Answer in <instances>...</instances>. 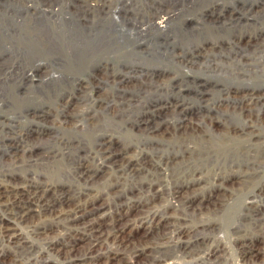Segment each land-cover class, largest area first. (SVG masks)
<instances>
[{
    "label": "rangeland",
    "instance_id": "1",
    "mask_svg": "<svg viewBox=\"0 0 264 264\" xmlns=\"http://www.w3.org/2000/svg\"><path fill=\"white\" fill-rule=\"evenodd\" d=\"M15 1L18 0H0V20L2 22V25L5 18L11 16L14 18L8 19V22L6 21V23L2 27L3 32L9 24H11L12 26L21 24L19 30H11V32L6 31L7 33L9 32V34L11 33V35H15L14 37H8V40L6 38L4 40L0 39V76L5 77L2 76V74L7 72L8 75L13 78V81L8 83L7 85L9 86L6 88H8V90L11 89L14 92L27 91L29 93H42L48 91L47 93L49 95L58 94L60 95L59 98L61 100L62 97H64V102H66L67 100L69 101V99L72 100L69 108L72 106H76L71 104L82 106V103H87L88 101L95 100L96 98H102L104 99V101H111V103L115 102L118 104L122 100H124V98L130 99L134 104L140 102V105L142 104V106L139 105L140 107L136 106L132 108L129 116V123L132 121L134 123L136 120H141L144 117L142 116L143 112L146 111L145 114L147 116L151 113L152 120L150 124H154V122L156 121L160 122L163 119L162 122L166 121V123H168L166 124V127L162 126L160 128L147 129L139 128L136 126L133 127L132 125L130 126V124H127V126H120L116 129H106V133L109 136H112L115 140L119 141V143L125 144L129 153H133L135 155H139V153H141L142 156L147 157H152L154 155V157L158 155L160 156L162 153L163 155H166V153L172 151L175 152L177 151V149L178 153H181V146H177V144L183 143L182 149L184 152L181 153L182 155H187L186 157H191V159L199 162L200 165L207 166H201V170L203 169V171L199 173L201 174V177L198 173L192 174L188 173V171H186L187 174L184 173L186 176H184V174L183 176H181L180 179L182 180V182L190 181L187 185L188 195H191L192 193L194 194L196 191L195 194L202 198V195H205L203 193H206V195H208L210 192H212L210 190H213V192L215 190H218L217 197L210 199L211 201L204 198L202 202L205 203H203L202 207H197L196 209H194L195 213H190L191 215H189L186 220L183 221V224H179L184 231L186 230V234H184L183 236H179V234L177 235L173 232L174 234H169L168 236H165L161 239V242H164L163 250L173 253V260H176L177 262L183 264H196V257L211 249L216 250V254H214L215 256H212L213 263L211 264H238V261L239 263L242 262L241 253L248 247H252V245L254 244V252L249 254V256L253 254L254 257L258 256L257 258H255L257 259V262H260V260L264 261V156H261L257 160L258 162L255 160V166H253V164H251V166H248L244 163L245 159L250 156L255 157L261 150H263L264 140L257 141L256 139H254V137H250V134L241 133L242 128H245L250 123H255L253 116L255 113H257V110L253 113V115L245 116L240 115L234 108V105L237 103V99L235 97H238L239 92H241L240 89H243L245 87H264V76H257L258 78L256 79V75H253L252 77L253 73L250 74L246 71V69L255 68V64H259L264 60V16L255 15V13L259 12L261 9L264 12V4L260 3L262 1V3H264V0H239L241 4L237 6L236 10L231 9L233 8V6H235L232 4L233 0H106V8L100 9L98 10V12L96 11V14L93 15V17L90 16L88 21L85 22V24H88V28L86 27L87 29H85L84 26H80L79 29H81L78 30L82 32L83 29V32L85 33H96L98 35H106L105 33L109 32V35H111L113 39L112 43H104L101 40V42L104 43L102 44L104 47L99 51H92L91 53H89L90 56H88V58L82 60H77L78 57H74L75 53H72L71 51H68L67 48H65V43H63L65 46L62 45L60 40V37L62 35L59 34L58 31L57 33L59 36H57V38H59L57 40L59 41L56 40L57 42L54 46H58L57 49L59 51L55 50V48L52 50V52L45 50L46 47L42 44L39 35L35 37L39 38L40 43L35 41V37L29 35L28 30L31 27H34L36 23H41L47 27L45 19L46 16H44V18L41 17L42 13H40L41 10L38 7L46 8L49 3H52L51 0H29L28 3L30 4V10H24L26 12L23 11V19L17 18L16 21L13 13H10L13 10L11 8V4ZM172 1L173 3H175L173 4ZM257 1L261 5H256L251 13L245 11L247 10L246 8L250 7V2L257 3ZM214 3H216L217 5H213ZM242 3H245L246 6H244ZM40 4L41 6H38ZM148 5L152 6V9L154 7L163 5V8L165 10L169 9L170 12H176L177 10L176 17L167 27L163 29L165 32L163 30L161 31V29L156 28L155 34V32H153L155 28L147 25V18L150 16V9L147 8ZM172 6H174V8ZM242 6H244L245 8H243ZM204 10H207L205 11L207 12V19H204L202 17V12H204ZM212 10H214V13L211 12ZM238 10H240L239 13H236L235 11ZM145 11L146 14L144 13ZM2 15L3 17L5 16V18L2 19ZM57 15L61 17L62 14L58 13ZM36 16L40 17L33 19ZM259 17L261 18L259 19ZM31 19L33 25H31L30 22ZM35 21L38 22L34 24ZM63 21L64 20L58 22L60 23ZM72 21L74 22V20ZM89 21L90 23H88ZM141 27L142 30H140ZM146 28L150 30L148 31ZM15 29L18 28L15 27ZM84 29L87 31H85ZM78 30H73L72 32L81 33ZM40 32L41 36H45L47 34L44 31ZM43 32L45 33V35H43ZM66 32L67 31L63 33ZM150 33H153L154 35H151ZM145 34L147 36H145ZM96 40H98V38H96L95 41ZM250 41L256 42L254 44H251ZM42 45L44 47H42ZM60 49H63V51H61ZM198 50L201 51L199 52ZM205 53L207 57L205 56ZM241 54L244 57L239 58L241 60V62L239 63L238 57ZM191 56H194L192 61L193 63L188 60H183L185 62L180 61L181 57L190 58ZM67 58L69 59L67 60ZM75 61L77 62L75 63ZM245 61L253 63H250V65H246ZM132 63L136 64L137 69H130L129 65ZM230 64L232 65L230 71L235 69V72L237 73L238 71L244 72L245 70V74L242 76H237L236 73L234 75H228ZM111 71H118L119 73L126 71L127 75H136L141 73L142 76H145V74L142 73H146L147 71L151 73L153 71H165L166 73H169L164 81L168 86V89L153 91V94H151V91L147 94L148 96H145V94L142 93L141 90H138L135 87V83L137 82H134L136 76H132L128 79L126 78L124 82H119L116 85L106 79H103L105 74L107 72L111 73ZM148 74L149 73H147V75ZM175 78H178L181 84L183 83L182 90L180 92L177 88H174ZM131 79L133 80L131 81ZM136 79L138 80L139 78L136 77ZM196 80L198 81L196 82ZM199 80H205L207 81V84L205 86L199 85L201 84V82L203 83V81L199 82ZM130 87H132V89ZM227 88L230 89V92L226 91ZM143 98L147 101L145 102ZM51 100L52 98L50 99V101L49 99H46V101H42V99L37 98L32 102L38 106L46 105L50 107L53 106ZM152 100L157 101L156 103H159L158 106L166 102L170 105V107H172L171 105L174 104L173 102L178 103L180 107L183 106L186 113L185 117L187 116V119L189 120L190 118V120L192 121L191 122L189 120L190 124L186 126V129L190 133L187 132L186 134L180 135L182 132H176L171 128L173 127V124L171 125L170 123L174 115L173 113L169 112L160 114L156 112V109L152 110V106H150V109H142L145 104L146 107L149 104H155L151 103ZM123 103L124 102H121L120 105H122ZM127 103L128 102H126V104L124 103V106L129 105ZM216 106H219L220 108L218 110L216 109V112H214L213 109L210 112L214 114V118L211 120L209 118L207 120L204 119L205 122L200 123V113H197V110L201 109V111L206 114L207 107ZM102 114L110 117L105 112H103ZM215 115L218 116L215 117ZM259 115L260 118H257L258 123L261 124L262 128L264 129V110H260ZM0 116L4 117L6 119L5 121H9L11 120V118L13 119L15 115L11 112L0 111ZM30 120L31 118L29 117H22L19 121L20 123H18L21 127H26L28 126V124L30 125ZM52 124V121H44L41 123L39 122L38 124L35 123L37 127H41V129L44 128L43 130L45 134L42 135L40 139L41 141H49L51 138L49 137V135H55L54 130L56 129V127H53ZM193 128L196 129L195 132ZM65 130L64 128L58 129L60 133H62V131L65 133H70L69 130V132L67 131V129ZM175 133H177V137L179 139L175 137ZM86 137L87 136H85V138ZM57 146V144H54V150L58 153L61 147ZM174 146L177 147L175 148ZM232 149H234L235 151ZM245 149H247L248 152ZM215 151H217V153ZM90 152V150L87 151V155H85L83 159H86L85 157H88V160H92L91 157L89 158ZM188 152L193 156L189 155ZM207 152L210 153V155L213 154V156H219L220 154V156H223L225 153H230V155L220 158L217 164L216 161H213L212 158H209L210 155ZM242 155L244 156V158H242ZM226 157H228L229 159ZM10 158H12V156H10L8 153L2 156V160H9ZM232 158L237 160V162L232 167H230L228 163L225 164L224 161L221 160H230ZM65 159L66 158L62 157L57 161L55 160L52 162H57L60 166L62 164L63 170H70L72 168L71 164L67 159ZM52 162L51 164H53ZM252 167L254 168V170ZM169 173H172V170H169ZM217 173H219V175L215 178ZM188 174H192L191 178L193 176L194 179H191L190 175ZM151 175L154 176L155 174H150L149 172L148 177H151ZM114 177V173H112L111 175L110 171H102L96 175L93 182L94 193L97 191L96 195L97 197L100 196V202H104L105 204L104 209L100 213L105 214V216L103 217L106 220L108 219V221L111 218L109 217L111 213L117 210L121 206L120 203L127 199L125 195H122L120 197H117V195H115L117 194L114 193L116 187L112 185L113 183H116V178ZM182 177L186 180H183ZM169 178L167 180L168 183L166 182L168 185L166 186V184H163L166 187L165 189L163 188V190H161L160 197L156 199V202L159 204L157 206L158 208H165L166 205V208H168V205L173 202V199L168 191L169 187H171L173 184V181H171L173 179L172 177L170 179ZM128 181H124L126 188H129V183L131 182ZM215 181H217V183ZM120 182H123V179ZM96 184L98 185L97 187L95 186ZM191 187H193V189ZM259 188H262V191H260L261 189ZM101 191L102 194H100ZM110 194H112L113 196ZM161 205H163V207H161ZM131 212L132 213L129 212V216H127L128 219L129 217H131L130 220L127 221V218V222L124 220V224H122L120 227L122 229L118 233L122 237H132L133 240L138 241L140 239V236L143 235V227L140 225L142 220L140 221V218L144 219V213H138L137 211ZM179 237H181V242L187 245V250L185 253H179V251H177L175 248H173V245H171L172 242L170 239L176 241ZM147 242L148 245H150L153 241L152 239H150ZM255 252L258 253V255L254 254ZM54 260L56 261L55 258Z\"/></svg>",
    "mask_w": 264,
    "mask_h": 264
},
{
    "label": "bare ground",
    "instance_id": "2",
    "mask_svg": "<svg viewBox=\"0 0 264 264\" xmlns=\"http://www.w3.org/2000/svg\"><path fill=\"white\" fill-rule=\"evenodd\" d=\"M18 1H15L12 4L10 3L12 5L11 8L13 9L10 13H13V16H15V21L17 20V18L23 19L24 16L23 13L26 12L27 10H30V4L28 3L29 0H18ZM51 2L52 3L51 4L49 3L46 8L38 7L41 10L38 11L42 13L41 17L44 18V16H46L45 19H46L47 27L41 23L40 24L36 23L38 21H35L34 24L35 23L36 24L34 25V27L30 26L31 30L30 29L28 30L30 36L35 37L39 35L42 44L46 47L45 50L51 52L55 48H56L55 50H58L57 49L58 46H54L55 43L59 41L57 40L59 38V37L57 38V36H59L58 33L62 35L60 37L62 45L63 46L66 45L67 47L65 46V48H67L68 51L75 53L74 57L75 58L78 57L77 60L88 58V56H90L89 53H91L92 51L95 50L99 51L100 49H102L104 47L102 44L104 43H108V44L112 43L113 39L112 36L109 35V32L107 33L105 31L106 35H100V34L98 35L96 33H89V32L85 33L83 32V29L82 32L79 31L81 29V28L79 29L80 26H84L85 29L88 28L87 27L88 24H85V22L88 21L90 16L93 17V15L96 14V11L98 12V10L106 8V4H107L106 0H51ZM262 2L260 3L264 4ZM245 3L242 4L246 6ZM260 3L258 1L257 3L250 2V7L246 8L247 10L245 11L251 13L256 5L258 4L261 5ZM232 4L235 6H233V8L231 7L230 8L232 10H236L237 6L241 4V2L239 0H233ZM213 5H217V4L214 3ZM38 6H41V4ZM152 6L148 5L147 7L150 9L149 12L150 16L147 18V25L150 27H154L155 29L153 32H155L156 34L155 31L156 28L161 29L162 31L173 21V19L176 17L177 10L176 12H172V11L170 12L168 8H167L168 10H165L163 8V5L154 7L153 9L151 8ZM244 6L242 7L245 8ZM172 7L174 8V6ZM205 11L207 10H204V12H202V17L204 19H207V12ZM239 11L240 10L235 12L239 13ZM211 12L214 13V10H212ZM58 13L62 14L61 17L57 15ZM144 13L146 14V11ZM255 15L264 16V12L261 9L259 12H256ZM39 17L40 16H36L33 19ZM3 18H5V16L3 17L2 15V19ZM11 18L13 17L11 16L5 18L3 25L0 20V39L4 40L6 38L8 40V37L15 36L13 34L11 35V33L9 34V32L7 33L6 31L11 32V30H15V31L19 30L21 24L15 26L9 24L8 27L5 28V31L3 32L2 27L4 26L6 21L8 22V19ZM260 18L261 17H259V19ZM181 19H182V15H181ZM62 20L64 21L60 23L58 22ZM72 20H74V22ZM30 22L31 25H33L32 19L30 20ZM88 23H90V21ZM15 27L18 29H15ZM73 30H78L81 33L72 32ZM140 30H142V27L140 28ZM40 31H44L47 34L45 35V33L43 32V35L45 36H41ZM65 31L67 32L63 33ZM150 34L152 35L153 33ZM145 36L147 35L145 34ZM96 38H98V40L95 41ZM40 40L38 37H35L36 42L40 43ZM101 40L104 43H102ZM255 42H251V44H254ZM63 43H65V45ZM43 45L42 47H44ZM63 49L60 50L63 51ZM242 57L244 56L241 54L238 57V59ZM193 58L194 56H191L190 58L181 57L180 61L185 62L183 60L186 61L188 60L191 63H193L192 62ZM68 59L69 58H67V60ZM76 62L77 61H75V63ZM238 62L240 63L241 60L239 59ZM250 63L253 62L245 61L246 65L247 64L250 65ZM232 65L230 64L228 75H234L236 73L235 69L230 71ZM129 67L130 69H135L136 64L132 63L129 65ZM246 71L249 72L250 74L253 73L252 77L253 75H256L255 76L256 79L258 77L264 76V60L259 64H255V68L253 69L249 68L246 69ZM123 72H121L122 74L119 73L118 71L117 72L111 71V73L107 72L103 79H106L109 82L116 85L119 82L121 83L124 82L126 78L128 79L131 78L132 76H136L139 79L137 80L135 77L134 82L137 81L135 83V87L138 90H141V92L144 93L145 96L151 91H152L151 94H153V91L168 89V86L165 84L164 81L166 77L169 75V73H166L165 71H159V72L153 71L152 73L147 71L146 73H142L145 74V76H142L141 73L140 74L135 73L136 75H127L126 71ZM147 73L149 74L147 75ZM244 74H245V70L244 72L238 71L236 73L237 76H242ZM2 76L5 77L0 76V83L4 82L3 84H0V111L11 112L15 116L13 119L11 118V120L9 121H5L6 119L0 116L1 117L0 118V264H183L177 262L176 260H173L174 257L173 253L169 251L166 252L165 250H163L164 242H161V239L165 236H168L169 234H172L173 232L177 235L179 234V236L180 235L183 236L184 234H186L187 233L186 230L184 231L180 227L181 225L179 224H183V221L186 220V218L189 215L193 214V212L195 211L194 209H196L197 207L199 208L202 207L203 203H205L202 202L204 198L210 200L218 196V190H215L214 192L213 190H210L212 192H210L208 195H206V193H203L205 195H202V198L195 194L196 191L194 194L192 193L191 195H188L187 185L189 184L190 181L182 182V180L180 179L181 176H183V174L186 173V171L192 174H196V173L199 174L200 172L203 171V169L201 170V166L204 165H200L199 162H196L195 160L191 159V157H186L187 155L184 156L181 154L182 152H184L182 149L183 143L177 144V146H181L180 148V150H182L181 153H178V149H177V151L175 152L171 150L172 152H168L166 153V155H163L162 153L160 156L158 155L154 157L155 156L154 155L152 157H147V156H142L141 153H139V155L129 153L127 146L125 144L119 143V141L115 140L112 136H109L106 133V129H113V128L116 129L119 128L120 126H127V124H130V126L132 125L133 127L136 126L139 128L154 129V128H160L162 126L166 127V124L168 123H166V121L162 122L163 119L160 118L162 119L161 121L159 120L160 122L156 121L154 122V124H150L152 120L151 113L150 115L147 116L145 114L146 111L143 112L142 116L144 117L141 120H136L134 123L133 121L129 123L130 120L129 116L132 108L136 106L138 107L140 105V102L134 104L131 102L130 99L124 98V100L122 101L120 100L125 104L126 102H128L127 104H129L130 107L129 105L124 106V103L120 105L121 102L119 104L115 102L111 103V101H104V99L102 98L101 99L96 98L95 100L88 101L87 103L84 104L82 103V106H77V104H71L76 106H72L69 108V105L72 102V100L69 99V101L65 100L66 102H64L63 101L64 97H62L61 100L59 98L60 95L58 94L49 95L47 93L48 91L42 93H38V92L29 93L27 91L14 92L11 89L8 90V88L6 87H8L9 85L7 84L13 81V78H11V76L8 75L7 72L2 74ZM132 80L133 79H131V81ZM197 81L198 80H196V82ZM200 81H203V83L201 82V84L199 85L205 86L207 84V81L205 80H199V82ZM174 82H175L174 88H177L178 91L180 92L182 90L183 83L181 84L178 78H175ZM130 88L132 89V87ZM240 90L242 93L239 92L238 97H235L237 99V103L234 105L236 112H238L240 115L251 116L257 110V113H255L253 116L255 123L254 124L250 123L251 124L250 125L248 122L249 125L246 126L245 128H242L241 133L250 134V137H254V139H256L257 141L264 140V129L262 128L261 124L258 123L257 120V118H260L259 115L260 110H264V87H258V88L245 87ZM226 91L230 92V89L227 88ZM37 98L42 99V101L43 100L46 101V99H49L50 101V99L52 98L51 102L53 103V106L48 107L46 105L45 106L35 105L32 101L36 100ZM146 101L147 100H145V102ZM156 102L157 101L152 100L151 103H155V104H151V105L149 104L147 107L145 104L144 107H142V109L144 110L145 108L150 109V106H152L153 107L152 110L156 109L157 110L156 112L160 114L171 112L174 114L173 117L170 116L172 117L170 123L171 125L173 124V127L171 128L174 129L176 132L178 131L180 133L182 132L180 135L189 132L186 129V126L190 124L191 120L189 118L190 120L189 121L187 119V116L185 117L186 113L183 106L180 107V105H178V103L175 102H173L174 104L171 103L173 104L171 105L172 107H170V105L167 102L158 106L159 103ZM140 106H142V104ZM219 108H220L219 106L207 107V109L205 108L206 114H204L201 111V109L200 110L196 109L197 113L198 112L200 113L199 122L203 123L205 122L204 119L207 120L208 118L210 120L213 119L214 114L210 112L212 111V109L214 110V112H216L215 110L216 109L218 110ZM103 112H105L110 117L102 114ZM216 116L218 115H215V117ZM22 117L31 118L30 125L28 124V126L26 127L25 126L21 127L19 121ZM44 121L45 122L52 121L53 123L52 126L53 127L55 126L57 129L54 130L55 135L54 134L49 135V137H51L50 140L45 142L40 140L42 135L45 134L43 130L44 128L41 129V127H37L35 125V123L38 124L39 122L41 123ZM60 128H64V130L67 129V131L69 130L70 133H65L63 131L62 133H60L61 130L58 131V129ZM193 130L195 132L196 129L193 128ZM175 134H176L175 137H177V133ZM85 136L87 137L85 138ZM54 144H57L58 146L61 147L58 153L57 151L55 152L54 150ZM89 150L91 151L89 158L91 157L92 160H88V157H85L86 159H83L84 156L87 155V151ZM215 152L217 153V151ZM6 153L12 156V158H10L9 160H2V156L4 154L6 155ZM208 154L210 155V153ZM220 155L213 156L212 154L209 156V158L210 159L212 158V160L216 161L217 163L218 160H220V158L225 157L227 155L229 156L230 153L229 154L225 153L224 155L222 154L223 156ZM261 156L262 157L264 156V146H263V150H261L259 154H257L255 157L247 156L248 158L245 159L244 163L248 166H251V164L255 166L254 163ZM62 157L66 158L68 162L71 164L72 168L70 170H63L62 164L60 166L58 165L57 162L55 163L52 162L55 160L57 161L59 158ZM242 158H244V156ZM221 160L224 161L225 164L228 163L230 167H232L237 162V160L233 158L230 160L227 159L224 160L221 159ZM51 162L53 164H51ZM169 170H172V173H169ZM102 171H110L111 175L112 173H114L115 175L114 178H116L115 181L116 183H113L112 185L116 187V190L113 189L114 193H117L115 195H117V197L125 195V197L127 198L125 199V201L120 203L121 206L118 209L116 208L117 210L113 211V213L110 212L111 215L109 217L111 218L109 219V221L108 219L106 220L103 217L105 216V214L100 213L105 207L104 202H100V198H99L100 196L98 195L99 197H97L96 195L97 191L94 193V183H93L94 179L96 175ZM149 172L150 174L152 173L155 175L154 176L151 175V177H148ZM200 175L201 174H199V176ZM218 175L219 173L216 174L215 178ZM170 176L173 179L171 180L173 181L172 182L173 184L171 187H169L168 191L173 199L172 200L173 202L168 205V208H166L167 205L165 206V208H158L157 206L159 204L156 202V199L160 197L161 190H163V188L165 189V187L168 185L167 180ZM184 176L186 175L184 174ZM122 179L123 182H120ZM184 179L185 178H183V180ZM128 180L131 182L129 183V188L127 187L128 188L127 189L125 187L124 181L126 182ZM215 182L217 183V181ZM97 184L95 185L96 187L98 186ZM163 184H166V186H164ZM191 188L193 189V187ZM259 189H261L260 191H262V188ZM100 194H102V191ZM161 207H163V205H161ZM131 211L144 213V219L140 218V221L142 220L140 225L143 227V235L140 236V239L138 241L133 240V238L129 236H128L129 238L122 237L118 233L122 229L120 228L121 225L124 224L127 216H129L128 215L129 212L132 213ZM130 218L131 217H129V219L127 218V221H129ZM150 239H152L153 242L152 244L148 245L147 241ZM172 239L170 240L172 242L171 245H173V248L179 251V253L180 252L185 253L187 250V245L181 242V237L177 238L178 240L176 241ZM253 245L252 247L251 246L248 247L247 248L248 250L246 249L241 253L242 262L239 263L238 261V264H264V261L260 259L259 260L262 263L257 262V259L255 258H257L258 256L255 255L256 257H254L253 254L249 256V254L254 252L255 247ZM215 252L216 250L211 249L199 255L198 257H196V262H197L196 264L213 263L212 256L216 254ZM254 254L258 255V253L256 252ZM54 258L56 259V261L54 260Z\"/></svg>",
    "mask_w": 264,
    "mask_h": 264
}]
</instances>
